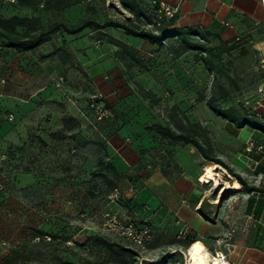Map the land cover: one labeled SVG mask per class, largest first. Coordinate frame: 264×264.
Returning a JSON list of instances; mask_svg holds the SVG:
<instances>
[{
  "label": "crops",
  "instance_id": "crops-1",
  "mask_svg": "<svg viewBox=\"0 0 264 264\" xmlns=\"http://www.w3.org/2000/svg\"><path fill=\"white\" fill-rule=\"evenodd\" d=\"M46 1L31 13L17 9L16 0H0V15L38 18L45 28L57 22V13L58 21L67 25L90 16L83 2L57 12ZM144 1L148 0L140 3ZM160 1L177 8L174 27L179 32L205 33L214 46L222 41L234 63H244L247 97L258 98L259 88L264 93V8L259 0ZM110 37L128 49L110 44ZM171 57L164 48L117 29L55 33L29 52L4 47L0 52V155L6 157L8 147L21 149L17 157L22 161L28 150L56 146L51 154L59 163L68 162L70 173L75 171L73 165L88 171L102 159L124 183L123 195L129 198L126 206L131 212L127 216L149 220L156 234L178 235L185 229L180 244L198 241L209 255L218 249L215 239L234 227L230 246L220 247L230 263L264 264L262 188L257 196L245 192L244 223L233 217L228 220L218 210L211 219L201 208L207 195L198 179L212 163L193 146L161 139L147 130L154 124L175 132L189 126L212 147L214 157L240 177L255 181L264 175V124L262 128L237 125L215 114L201 93L209 77L204 64L190 52ZM78 73L84 77V88L92 92L77 97L68 87H55L60 76ZM140 89L149 95L141 96ZM98 91L115 113L113 120L96 123L92 119L83 98ZM53 100L64 107L51 106ZM9 114L14 115L13 122L6 120ZM64 118L74 119L76 127L62 140L52 139V133L63 130ZM17 176L24 177L23 173ZM75 177H65V186L75 187ZM239 191L244 193L241 185ZM110 207L122 209L117 204Z\"/></svg>",
  "mask_w": 264,
  "mask_h": 264
},
{
  "label": "rangeland",
  "instance_id": "rangeland-1",
  "mask_svg": "<svg viewBox=\"0 0 264 264\" xmlns=\"http://www.w3.org/2000/svg\"><path fill=\"white\" fill-rule=\"evenodd\" d=\"M142 4L146 5L145 15L148 16L150 9L146 1L83 0L85 11L90 16L99 20L130 19L139 26L144 24L138 18ZM90 9H93L92 12ZM62 20L70 22L69 17H62ZM174 47L176 43L171 40L163 48L174 57ZM188 52L193 53L194 58L197 55L196 52ZM210 58L214 71L210 73L206 69L209 77L201 93L206 97L215 96L219 104L251 101L244 91L248 86L244 63H234L228 53L213 52ZM65 79L67 84L63 88H57L56 84L55 87L59 90L68 87L66 89L77 97L92 92L89 87L84 88L81 73L67 74ZM95 94H100L106 102V96L101 91L89 93L88 97ZM88 97L83 98L84 101L87 102ZM51 103L56 109L64 107L61 104L58 106L57 100ZM190 129L187 126L184 131ZM55 148L28 150L29 155L22 161L14 159L12 162L7 156L3 158L0 155V264H143L144 261L146 264H187L191 246L181 245L179 234H156L152 228L150 239L143 248L135 247L121 236L104 217L106 209L112 204L122 208L121 211L111 208L121 221L138 224L146 221L127 216L131 212L126 206L129 198L123 195L124 183L115 177L113 171H105L106 178L102 177L97 164L88 171L79 164L73 165L75 171L70 173L69 163H59L57 157L51 154ZM18 173H23L24 177L19 178ZM71 174L76 176L75 187L63 183V179ZM228 174L222 176L218 187L198 181L207 195L201 208L211 219L214 218L212 213L218 210L226 219L233 217L234 221L237 219L242 224L247 195L225 187V181L238 183ZM241 177L245 179L247 188L254 187L253 179L244 175ZM114 187L119 190L120 197L109 202ZM166 255L172 256L166 258Z\"/></svg>",
  "mask_w": 264,
  "mask_h": 264
},
{
  "label": "trees",
  "instance_id": "trees-1",
  "mask_svg": "<svg viewBox=\"0 0 264 264\" xmlns=\"http://www.w3.org/2000/svg\"><path fill=\"white\" fill-rule=\"evenodd\" d=\"M41 1L42 0H16L15 7L19 10H27L31 13H34ZM82 2L83 0H47L45 3L59 12L62 10H66L72 6L78 5ZM147 2L150 9L148 13L149 15H145V12L147 10L145 9L146 5L143 4L141 5L138 13V18H141L144 22V24L141 26L131 21L130 19L120 21L112 18H107L104 20H99L96 17L89 16L81 20L76 25H67L60 21H57L45 28L41 27L40 20L38 18L26 19L18 16L4 18L0 15V39L3 43V45H0V52L3 51L4 47L20 52L33 51L47 42L53 34L59 32L65 33L66 35H76L85 29L96 31L105 29H117L121 30L126 36L145 40L151 45L157 46L158 48H163L167 42L174 40L176 43V47L172 49V54L174 56L173 58H177L188 51L196 52L197 55L195 56V60L201 61L210 73H213L214 71L213 61L210 58L211 53L217 52L219 54H230V49L227 48L222 41H218V45L214 46L211 44L208 35L205 33L196 32L193 30H185L183 32H179L174 27L176 17L169 21H162L158 27L155 26V24H153L155 9L150 5V0H148ZM92 10L93 9H90L91 12ZM108 42L110 44L120 46L123 50L128 49L126 45H122L120 41L111 37L108 39ZM140 94L143 97H147L149 95V93L144 92L141 89ZM206 104L215 114L237 125H250L255 128L263 127L264 115L257 113L251 107L246 106L243 102L235 101L234 104H219L217 98L211 95L209 97H206ZM63 125V130L57 131L50 135L52 139L62 140L65 137V134L68 133V131L73 130L76 127V123L72 118H64ZM147 130L150 132H154L161 139L173 143H183L185 145L193 146L203 157V159L208 163H212L213 165H220L224 169H226L229 174L233 176L234 179L241 185V191L250 193V196L251 193L255 191L253 189L247 188L246 182L239 175L229 169V167L222 161L214 157V155L212 154V147L209 144L203 143L192 129H190L191 131L189 130L175 132L172 131L169 127L154 124L147 127ZM41 143L45 147V143L43 141H41ZM40 149H42V146L40 147ZM4 153L6 154L7 159L11 160L12 162L14 161V159L21 161V157H17V154H21V149L8 147L4 150ZM97 166L102 177L106 178V174H104L105 171H113V174L117 178L112 166L110 164L104 163L102 159L98 161ZM114 189H117V187H114L113 190ZM108 209H106L105 212H112L111 208ZM140 223L136 224L147 225L150 230H152L153 228L149 220L142 222L140 221ZM195 242L196 241H193L189 243V245L191 246ZM170 256L172 255H166V258H169ZM145 262L146 261H144L143 264H146Z\"/></svg>",
  "mask_w": 264,
  "mask_h": 264
},
{
  "label": "built area",
  "instance_id": "built-area-1",
  "mask_svg": "<svg viewBox=\"0 0 264 264\" xmlns=\"http://www.w3.org/2000/svg\"><path fill=\"white\" fill-rule=\"evenodd\" d=\"M9 2H15V0H5ZM260 4L264 8V0H259ZM150 5L154 7L155 17L153 19V24L159 26L162 21H169L176 17L177 8L171 7L164 1L160 0H150ZM66 84V79L64 76H60L56 81L57 88H63ZM258 98L252 99L251 101L243 102L246 106L251 107L257 113L264 115V93L263 89H257ZM86 106L90 111L91 117L96 123H102L106 120H113L115 113L112 109L108 108L105 99L100 94L91 95L88 97ZM8 122L14 121V115L9 114L6 116ZM200 182V178L198 179ZM255 191L251 193V196L260 195V189L262 188L264 195V175L258 176L254 181ZM132 190V188L130 189ZM120 197V192L118 189L114 191L109 196V202L117 201ZM104 217L107 218L108 224L113 226L121 236L130 241L135 247L143 248L147 241L150 239L151 230L147 225H137L133 221H121L115 214L110 211L105 212ZM236 229L230 227L229 230L222 236L215 239V244L218 247L214 250L210 257L213 261H217L220 264H231L227 258V255L220 249V247L230 246V242L235 234ZM179 238L183 239L185 236V229L179 232Z\"/></svg>",
  "mask_w": 264,
  "mask_h": 264
},
{
  "label": "bare ground",
  "instance_id": "bare-ground-1",
  "mask_svg": "<svg viewBox=\"0 0 264 264\" xmlns=\"http://www.w3.org/2000/svg\"><path fill=\"white\" fill-rule=\"evenodd\" d=\"M226 174L228 173L220 165H212L200 176V182L203 184L213 183L215 187H218L221 184L222 176ZM224 185L227 189H240V185L236 182L230 184L225 181ZM208 253L204 245L196 241L191 245L187 254V264H220L213 261Z\"/></svg>",
  "mask_w": 264,
  "mask_h": 264
}]
</instances>
